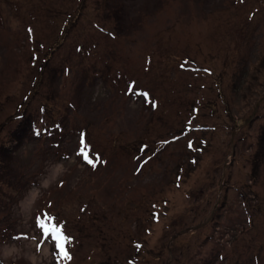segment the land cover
Wrapping results in <instances>:
<instances>
[{"label": "rangeland", "instance_id": "obj_1", "mask_svg": "<svg viewBox=\"0 0 264 264\" xmlns=\"http://www.w3.org/2000/svg\"><path fill=\"white\" fill-rule=\"evenodd\" d=\"M263 128L264 0H0V264H264Z\"/></svg>", "mask_w": 264, "mask_h": 264}, {"label": "trees", "instance_id": "obj_2", "mask_svg": "<svg viewBox=\"0 0 264 264\" xmlns=\"http://www.w3.org/2000/svg\"><path fill=\"white\" fill-rule=\"evenodd\" d=\"M29 124V121L27 120V122H25V123H23V127L24 128H26V126ZM185 128V127H184ZM191 128H186V129H184V131H183V133H189V130H190ZM18 134H19V140L21 139V135H22V133H23V130H20V131H18L17 132ZM263 137H264V128H263ZM174 139H175V137H173ZM16 141L17 142H15L13 145H6V144H4L3 145V147L4 148H15V146H18L19 147V143H18V136H16ZM143 146H146V144H140V146H139V149L142 151L143 149H144V147ZM199 147V149L198 150H201L202 149V147L201 146H198ZM160 148H158V150H159ZM139 150V152L141 153V151ZM137 155H139L138 153H137ZM3 162H4V160H1L0 161V164H3ZM6 162V161H5ZM85 165V164H84ZM88 164L86 163V166H87ZM89 166V165H88ZM0 167H1V165H0ZM1 169V168H0ZM251 179H254L252 176H251ZM5 204H3V208L5 207L4 206ZM151 216H158V214L156 213V212H152V214H151ZM172 244V243H171ZM139 248H140V246H138V248L136 249L137 250V252H136V254L138 253V251H139ZM132 261H134V259H132V258H126V261L124 262V263H122V264H131L132 263Z\"/></svg>", "mask_w": 264, "mask_h": 264}, {"label": "water", "instance_id": "obj_3", "mask_svg": "<svg viewBox=\"0 0 264 264\" xmlns=\"http://www.w3.org/2000/svg\"><path fill=\"white\" fill-rule=\"evenodd\" d=\"M198 226H199V225H198ZM198 226H192V227L187 228V229H189V230L192 229V230H193V229H196V227H198Z\"/></svg>", "mask_w": 264, "mask_h": 264}, {"label": "snow or ice", "instance_id": "obj_4", "mask_svg": "<svg viewBox=\"0 0 264 264\" xmlns=\"http://www.w3.org/2000/svg\"><path fill=\"white\" fill-rule=\"evenodd\" d=\"M58 247H61V246H60V245H58ZM63 254H64L65 256H67V255H68L66 251H64V252H63Z\"/></svg>", "mask_w": 264, "mask_h": 264}]
</instances>
